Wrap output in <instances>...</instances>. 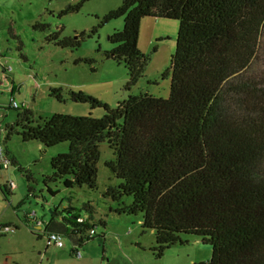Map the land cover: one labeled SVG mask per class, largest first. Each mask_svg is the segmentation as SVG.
<instances>
[{"label":"trees","instance_id":"1","mask_svg":"<svg viewBox=\"0 0 264 264\" xmlns=\"http://www.w3.org/2000/svg\"><path fill=\"white\" fill-rule=\"evenodd\" d=\"M86 1L69 3L59 16L80 11ZM148 17L179 21L176 50L164 72L171 78L168 98L140 92L110 107L82 90L51 88L50 96L59 101L103 106L106 112L100 118L37 117L30 106L17 108L16 119L4 128L6 137L17 133L42 149L69 142L68 152L52 157L46 180L66 188L97 187L100 145L107 142L114 158L105 165L120 183L104 195L117 203L116 213L142 214V232L155 235L156 258L185 243L182 235L188 234L212 247L211 259L202 264H264V0H122L98 27L124 18V27L109 36L114 46L105 57L127 67V89L145 75L149 58L139 36ZM62 30L47 40L78 49L81 40L62 37ZM95 61L78 57L74 63ZM0 187L6 198L12 193L8 183ZM49 191L55 193L50 186ZM83 208L87 222L79 223L70 205L63 222L53 217L44 235L66 234L76 253L96 226L94 205ZM29 221L34 223L27 213L33 234L42 229Z\"/></svg>","mask_w":264,"mask_h":264},{"label":"rangeland","instance_id":"2","mask_svg":"<svg viewBox=\"0 0 264 264\" xmlns=\"http://www.w3.org/2000/svg\"><path fill=\"white\" fill-rule=\"evenodd\" d=\"M75 2L0 0V48L5 54L4 62L12 69L15 99L20 103L27 102L37 117L63 113L100 118L106 112L103 106L59 101L50 96V89L82 90L110 107H116L130 94L140 92L168 98L171 78L164 76V72L176 50L179 21L152 17L142 21L139 48L149 60L145 75L127 89V67L105 57V51L114 46L109 36L124 27V18L98 27L102 17L118 7L122 0H87L80 11L59 16L62 9ZM36 22L47 23L49 27L36 29ZM96 26L97 31L93 33ZM62 27V37L81 40L78 49L63 48L47 40L48 35ZM83 32L85 35L79 37ZM78 57L96 61L75 64ZM3 93H0L2 105L11 98L7 90ZM16 112L15 108L0 107V144L10 150L11 157L16 155L18 158V162L8 169H0V185L11 181L17 185L7 198L0 187V225L11 223L14 226L13 231L0 228V264H202L211 259V245L188 234L182 235L185 243L171 246L161 258L154 256L151 247L155 235L151 231L142 232V214H118L114 211L117 203L104 195L108 186L120 183L105 165L106 160L114 158L107 142L100 145L95 189L86 185L66 188L60 181L46 183L53 173L52 157L68 152L70 144L62 142L42 149L38 141H24L17 133L7 138L4 128L16 119ZM49 186L55 193L49 191ZM87 202L95 207L96 235L78 247L80 256L73 251V242L69 238L65 247L48 246L43 233L45 223L53 217L63 222V217L68 216L64 211L67 205H72L76 214L88 216L89 212L83 208ZM31 211H36L43 220L42 229H35L34 234L26 225L27 213ZM29 224L36 226L31 221Z\"/></svg>","mask_w":264,"mask_h":264},{"label":"built area","instance_id":"3","mask_svg":"<svg viewBox=\"0 0 264 264\" xmlns=\"http://www.w3.org/2000/svg\"><path fill=\"white\" fill-rule=\"evenodd\" d=\"M71 1H78V0H71ZM4 55L3 51L0 48V93L4 94L3 92L5 90L8 91V93L11 95V98L7 104H1L0 107L5 108H26L29 107L27 102H18L14 97V82L13 79H11V73L12 69L11 67L7 66V64L4 62ZM12 165L11 158L7 155L5 148L0 144V169H8ZM9 188L13 191L17 185L14 181H11L8 183ZM30 218L39 226H43V220L38 217L36 211L29 212ZM89 220V215L86 217L79 216L77 221L79 223H85ZM1 229H4L5 231H13V227H1ZM90 236L93 237L96 235L95 228L91 229L89 232ZM47 239V245L48 246H55L58 248H62L66 246V239L68 238L66 234L59 233V232H48L45 234ZM75 249V248H74ZM76 254L80 256V251L76 249Z\"/></svg>","mask_w":264,"mask_h":264},{"label":"crops","instance_id":"4","mask_svg":"<svg viewBox=\"0 0 264 264\" xmlns=\"http://www.w3.org/2000/svg\"><path fill=\"white\" fill-rule=\"evenodd\" d=\"M3 55L5 56L4 53H3ZM15 88H16V86H15ZM15 92H16V90H14V96H15ZM6 153H7V155H8L11 159L14 158V160H16V161L18 162V158H17L16 155H13L12 157L10 156L11 152H10L9 149H6ZM67 206H70V205H67ZM67 206H65V207H67ZM6 224H11V223H6ZM45 225H47V223H45ZM45 225L43 226V229H44ZM39 229H40V228H39ZM152 233H153V232H152Z\"/></svg>","mask_w":264,"mask_h":264},{"label":"water","instance_id":"5","mask_svg":"<svg viewBox=\"0 0 264 264\" xmlns=\"http://www.w3.org/2000/svg\"><path fill=\"white\" fill-rule=\"evenodd\" d=\"M38 228H40V227H38Z\"/></svg>","mask_w":264,"mask_h":264}]
</instances>
